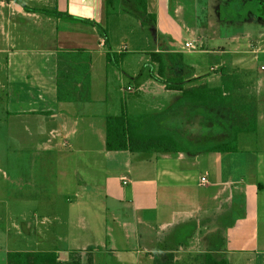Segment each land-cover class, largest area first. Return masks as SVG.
I'll list each match as a JSON object with an SVG mask.
<instances>
[{"label":"crops","instance_id":"obj_1","mask_svg":"<svg viewBox=\"0 0 264 264\" xmlns=\"http://www.w3.org/2000/svg\"><path fill=\"white\" fill-rule=\"evenodd\" d=\"M168 3L171 9L173 0H146V8L139 0H120L116 8L114 4L108 7L107 0H0V73L4 76L0 84L7 90L1 114L19 120L21 125H33L40 136V120L60 116L66 120L61 112L78 100L75 93L82 85L71 75L68 59L87 57L92 67L96 60L110 61L108 36L114 11L119 35H123L125 24L131 25L128 33L133 34V15L146 14L165 43L158 52L179 53L176 47L183 35L182 23H188L189 17L181 18L186 11L178 0L170 15ZM249 20L255 22L248 25L264 27V22ZM137 22L139 31L147 25L146 20L137 18ZM245 35L249 37L250 33L241 31L231 38L232 45L224 52L231 63L221 69V76L216 75L217 65L205 62L212 56H196L210 51L189 54L196 61L187 63L190 78L186 88H226L222 97L216 96L221 101L213 95L195 98L167 91L161 80L152 79L157 84L152 89L154 95L162 94L164 100L166 95L180 98L177 104L165 101L157 117L160 121L171 119L170 134H183L182 128L193 124L198 116L213 126L212 116H203L208 113L227 119L228 128L215 144L197 150V138L174 134V139L183 140L177 145L147 136L167 141L179 150L133 153L109 152L104 140L106 151L98 150L96 156L99 159L105 154L101 162L88 156L83 159L84 166L89 167L84 171L85 178L79 167L66 171L65 179L73 181L74 190L80 188L76 181L84 187L104 186L105 197L120 207L112 226L101 222L84 227L85 234H80L73 252L79 262L86 253L91 254L92 264H153L156 257L166 260L170 254H176L175 261L179 262L185 255L210 253L227 259L229 264H264V76L252 79L249 73L257 68L255 56H264V31L258 43L250 44L249 59L244 58L243 51L236 50L237 56L233 50L234 46H246L237 43ZM129 48L125 44L120 54ZM255 48L257 51H253ZM263 68L260 74H264ZM61 90L69 96L63 97ZM224 100L238 105L231 109ZM137 123L135 133L141 139L144 131L152 135L154 128L163 127L153 120ZM58 131L52 129L50 135ZM43 145L51 148V140ZM217 147L230 150L215 152ZM78 149L82 155V147ZM68 151L74 154L71 146ZM66 158L62 163L66 164ZM97 175H102L103 182ZM203 178L207 183L202 182ZM94 231L102 239H95ZM50 251L57 254L61 264L67 260L56 250Z\"/></svg>","mask_w":264,"mask_h":264},{"label":"rangeland","instance_id":"obj_2","mask_svg":"<svg viewBox=\"0 0 264 264\" xmlns=\"http://www.w3.org/2000/svg\"><path fill=\"white\" fill-rule=\"evenodd\" d=\"M119 1L116 0L114 4L112 0L111 8L113 4L116 8ZM174 1L171 9L169 3L167 5L170 15H173ZM178 1L186 11L181 18L185 19V16H188L189 22L182 23L184 28L181 40L177 41V47L174 45L172 47H176L179 53L186 56L187 63L196 61L189 55L190 52L210 51V54H196V56H212V60L205 62L217 65L216 75L221 76V69L228 62L231 63L228 55L224 53L228 51L226 47L229 44L232 45L231 38L238 36L241 31L250 33L249 37L245 35L237 38V43L241 42L246 46L241 45L240 49L234 46L233 50L237 56L236 50L243 51L244 58L249 59L252 50L250 44L259 42L264 27L259 28L257 23L248 25L255 20L245 21L246 16L249 15L245 10L238 13L229 10L225 16H222L218 11L219 8L228 6L233 0ZM234 1L236 2L233 5L238 6L240 3L242 6L247 0ZM222 9L227 10V8ZM133 16L135 17L134 33L129 35L128 31L132 27L130 24H125L126 28L123 26L121 36L116 26L115 11L112 12L111 34L108 36L109 62L96 60L92 67L87 57H69L71 75L78 78L82 84L79 91L75 93L78 100L73 101V106L67 108L66 112L62 110L61 113L67 116L66 120L63 116L40 120L42 123L37 125L38 132H42L43 136L36 133L33 125H21L19 120L9 119L5 117L6 114H1L4 110L3 104L7 90L0 84V264H7L9 252L50 250H56L59 257L67 259L64 264H71L79 260L73 252L78 244L76 240L80 234L81 236L85 234L83 231L86 225L93 226L103 222L112 226L115 214L120 207L105 197L104 186L84 187L81 182L76 181L80 188L74 190L73 181L70 183L65 179L66 171L71 167H79L80 174L89 170L88 166H84L83 159L86 156L100 162L103 160L105 154L99 159L96 156L98 150L106 151L104 150L105 117L126 114L129 119L136 120V124L140 120L144 124L153 120L156 125L163 127L157 130L154 128L152 135L144 131L140 135L144 138L143 140L151 139H146L147 136H151L180 145L183 140L182 138L174 139L173 136L176 134L178 135L176 137L182 136L186 139L197 138L198 141L194 144L197 150H204L215 144L217 138L222 135L220 133L228 128L227 119L212 112L203 116H212L213 126H208L205 119L198 116L193 124L182 128L183 134L178 131V133L170 134V130H173V126L171 129L169 124L171 119L160 121L157 117L161 115L165 101L169 99L170 103L177 104L180 98L175 96L170 98L166 95L164 100L162 94L157 96L152 93L153 87L157 85L154 84V80L152 81V75L154 71L157 73L158 66L151 62L148 55L149 52L155 53L160 48L164 49L165 43L156 35L155 24L149 20V16L146 14ZM137 18L140 21L146 20L147 25L142 31H139L140 27L136 26ZM192 30L198 34L195 35ZM186 42H191L195 49L187 48ZM125 44H129L130 48L124 49L125 54L121 55L120 52ZM255 62H257V68L249 72L252 79L264 76L260 74L264 66V56L256 55ZM0 77V83H3V73L2 75L0 73ZM61 95L69 96L62 90ZM213 99L221 101L215 95ZM224 103L231 109L238 105L235 101L224 100ZM52 129H59L53 137L50 135ZM49 140H51V148L43 145ZM70 146L73 148V155L69 154ZM79 147H82V155L78 151ZM65 158L66 164L62 163ZM114 175L116 173H112L111 176ZM83 176L85 178V173ZM97 177L99 182H103L102 175ZM92 235L95 239H102L96 231ZM85 238H87L86 235ZM195 259L196 255H185L177 263L197 264ZM82 260L81 264H92L91 254L86 253L85 257L82 256ZM98 264L105 263L100 261Z\"/></svg>","mask_w":264,"mask_h":264},{"label":"trees","instance_id":"obj_3","mask_svg":"<svg viewBox=\"0 0 264 264\" xmlns=\"http://www.w3.org/2000/svg\"><path fill=\"white\" fill-rule=\"evenodd\" d=\"M141 5L146 8V0H139ZM232 1L228 6H221L219 12L225 16L231 10L236 13L245 10L247 12L245 21L254 17L258 22H264V0H247L241 6L233 5ZM112 0H107L108 7H111ZM232 6V7H231ZM231 7V8H229ZM227 8L226 11L223 9ZM28 9V8H27ZM225 18V17H223ZM151 62L158 66V71L153 72L152 79L161 80L167 91L181 92L185 96L201 98L205 95H215L222 97L227 92L226 88L208 89L206 86L186 88L190 76L186 56L182 53L152 52L148 54ZM110 60V55H107ZM105 147L109 152L133 153H177L176 148L171 143L164 140L148 139L143 140L135 133L137 129L136 120L129 119L126 114L119 116H108L106 119ZM227 148L217 147L215 152H229ZM197 264H229L227 259H219L216 255L205 253L196 256ZM7 264H61L58 256L52 251L43 252H9L7 254ZM71 264H81L74 261ZM153 264H178L175 256L170 254L166 260L156 257Z\"/></svg>","mask_w":264,"mask_h":264},{"label":"built area","instance_id":"obj_4","mask_svg":"<svg viewBox=\"0 0 264 264\" xmlns=\"http://www.w3.org/2000/svg\"><path fill=\"white\" fill-rule=\"evenodd\" d=\"M186 47H187V48H190V49H192V50L195 49L194 45H193L191 42L186 43ZM127 48H128V47H126V49H127ZM263 69H264V68H263ZM129 90H130V88H129ZM202 182H203V183H207L206 178H203V179H202Z\"/></svg>","mask_w":264,"mask_h":264}]
</instances>
